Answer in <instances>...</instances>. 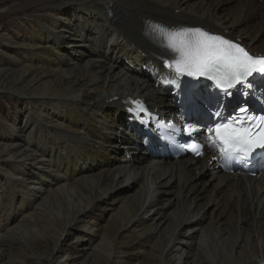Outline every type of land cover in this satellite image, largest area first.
<instances>
[{"label":"bare ground","instance_id":"1","mask_svg":"<svg viewBox=\"0 0 264 264\" xmlns=\"http://www.w3.org/2000/svg\"><path fill=\"white\" fill-rule=\"evenodd\" d=\"M40 1L41 15L37 19L41 26H33L30 36L40 64L29 66L24 75L29 73L31 82L38 83V95L65 100L62 132L56 133L52 141L49 137L44 140L48 159L41 173L46 174L47 183L40 181V190L34 193L36 200L39 193L48 190L53 201L47 198L37 210L26 214L31 228H13L16 215L7 211L5 229L12 228L0 236L2 256L20 242L26 249L33 247L27 239L32 228L40 236H55L70 226L78 229L76 226L87 219L91 229L85 232L102 241L97 260L103 264H141L137 251L146 247L150 250L147 255L153 254L143 259L144 263L178 264L176 245H182L186 252L184 264H264V175L224 174L210 155L200 160L169 162L155 152L159 145L143 136L142 131L132 128L137 132L133 133L125 128L128 116L123 111L127 96L142 97L158 112L169 116L178 112L187 127L203 130L207 109L192 106L187 116L184 101L176 104V87L165 82L172 77L163 67L164 49L154 42L148 25L202 27L240 39L250 51L264 53V0ZM67 14L88 24L83 29L82 43L73 42L72 46H91V50L86 48L76 56L69 72L63 68L61 48L71 43L58 36L60 20ZM82 58L86 64L81 68ZM200 89L198 97L210 108L217 94L210 86ZM117 139H122L124 145L117 144ZM146 139L150 145L144 150L149 154L141 151L135 155ZM127 155L132 159L126 160ZM97 170L100 174L93 175ZM207 177L216 181L212 202L222 208L219 218L209 223L206 208L199 203L210 181ZM150 178L154 190L131 198L121 215H109L110 207L127 197L125 184H139ZM46 185L50 187L46 189ZM174 187L178 190L177 204L173 202ZM27 201L23 200L21 206L24 213L34 207ZM175 205L182 209L174 222L168 218V211ZM142 210L147 213L144 218ZM47 212H57L59 217H50ZM168 222L173 224L172 235L159 230ZM31 250L34 262L44 264L34 247Z\"/></svg>","mask_w":264,"mask_h":264},{"label":"rangeland","instance_id":"2","mask_svg":"<svg viewBox=\"0 0 264 264\" xmlns=\"http://www.w3.org/2000/svg\"><path fill=\"white\" fill-rule=\"evenodd\" d=\"M41 4L40 0H0V225L2 226L0 236L2 237L12 227L23 225L26 228H31L32 223H28L25 219L26 214L37 210L40 205L44 204L47 198H51L48 190L39 193L36 200L34 193L36 191L39 192V187L42 185L40 181L47 183L46 174L41 173V169L48 159V152H46L48 150H46L44 140L49 137L48 140L52 141L51 139L54 136L56 137V133L58 134V132H62L63 130L60 126L63 124L62 106L65 100H53L44 97L43 94L38 95L37 92L40 90V86L37 85L38 83L35 82L33 84L31 82L29 73L24 75L29 66L39 67V60L32 48L30 36L33 32V26H37L36 28L41 26L37 19L41 15L39 12L41 10ZM178 12L175 11V13ZM60 21L58 36L60 39L71 43V45H65L61 48L64 64V67L63 65L62 67L69 72L70 67H73L72 64L76 62V56L78 57L81 51L86 50V48L87 50H91V46L88 45L79 47L84 35L83 29L88 27V24L79 19H75L71 14H67ZM97 28L98 26H95V29L101 33L100 28ZM53 36V34L50 35V38H53ZM48 42L50 43L49 45H52L51 39ZM73 42L79 45L73 47ZM83 59L80 65L83 63L86 64V60ZM200 90L195 91L197 96ZM183 101L185 103V109H190L192 106L196 107L193 104L187 103V100ZM203 108L208 110L207 105ZM145 141L146 146L150 145L148 139ZM151 141L153 142L152 139ZM122 142V139L116 140V143L120 146L124 145ZM34 144L39 145L35 148ZM145 145L135 155L140 154L141 151L149 154L147 150H144L146 148ZM120 149L123 150V147H120ZM122 150L121 152L124 151ZM119 156H122V154L120 153ZM141 156L144 155L142 154ZM131 159L127 155L126 160ZM99 172L97 170L93 175H99ZM33 174L38 175L39 180ZM210 179L211 177L206 178L207 181ZM153 182L150 178L149 181L143 180L139 184H125V187L128 188L125 194L127 197L113 204L109 209V215L116 217L121 215L124 206L130 204L131 198L144 192L146 194L149 189L154 190ZM214 182L216 183L215 180H210L206 187L204 186L203 198L199 202L202 206L204 205L203 207L206 208V212L208 213L209 218L207 223L212 219L214 221L219 218L222 212V208H218L219 206L212 202L216 191V184ZM50 186L46 185V189ZM174 191L173 202L177 204L176 195L178 194V190L174 187ZM109 195L106 197H109ZM27 199V202L29 204L32 203L34 207L32 210L24 213L21 211V206L23 200ZM219 202V204H223L221 199ZM181 207L179 208L178 205L173 206L168 211V218L173 219V221L176 220L175 217L178 216L179 210L181 211L182 209ZM8 210L10 212L16 210L14 214L11 212L13 215H16V221L13 222L11 228L4 229L7 225L5 216ZM41 211L43 212L45 209ZM145 212V210L141 211V217H146L147 213ZM47 213L50 217L54 215L59 217L57 212H52V214L51 212ZM1 219L4 221L1 222ZM76 227L78 229L70 226L67 229L60 230L55 236H40L32 228L30 230L31 233H29L30 236L28 235L27 239L32 242L34 251H37L40 261L44 264H103L97 260V257L98 259L101 257L100 248L102 247V241L98 236L85 232V230L91 229V221L89 222V220L84 219ZM172 229L173 224H170V222L159 226V230L166 231V234L169 233L170 235L174 234ZM20 243L13 245L12 249L9 250L10 252L5 253V256H2L3 252H0V256L2 257L0 264H41L38 261L34 262L35 258L31 252L33 247L26 249ZM198 245L197 243V250H195L197 253L199 252ZM182 247V245H176V261L178 264H184V257L186 256V252L182 250ZM137 252L140 256L141 264H146L143 259L148 260L149 256L153 254L147 255L150 253L148 247Z\"/></svg>","mask_w":264,"mask_h":264},{"label":"snow or ice","instance_id":"3","mask_svg":"<svg viewBox=\"0 0 264 264\" xmlns=\"http://www.w3.org/2000/svg\"><path fill=\"white\" fill-rule=\"evenodd\" d=\"M148 32L158 47L164 49L163 67L172 77L166 83L179 88L178 81L182 77L194 81L204 79L211 81L212 87L218 90L219 94L210 102L209 118L203 131L190 127L188 135L201 132L207 147L218 154L224 167L264 165V106L250 110L245 99L243 103L237 101L231 111L225 108V98L233 96L232 90L239 91L245 98L249 96V90H253L254 95L256 82L250 78L258 75L264 81V55L251 53L238 41L202 27L151 23ZM261 97H264V91H261ZM192 100L205 106L196 93H192ZM131 103L129 111L138 115L141 122H145V118L153 119L143 101ZM202 146L199 143L189 145L197 155L203 154Z\"/></svg>","mask_w":264,"mask_h":264}]
</instances>
